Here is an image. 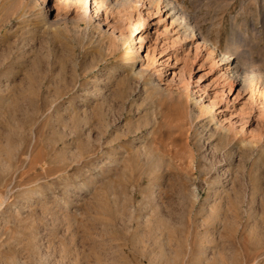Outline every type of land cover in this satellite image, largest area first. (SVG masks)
Returning <instances> with one entry per match:
<instances>
[{
	"label": "rangeland",
	"instance_id": "374dc122",
	"mask_svg": "<svg viewBox=\"0 0 264 264\" xmlns=\"http://www.w3.org/2000/svg\"><path fill=\"white\" fill-rule=\"evenodd\" d=\"M0 264H264V0H0Z\"/></svg>",
	"mask_w": 264,
	"mask_h": 264
},
{
	"label": "bare ground",
	"instance_id": "6f19581e",
	"mask_svg": "<svg viewBox=\"0 0 264 264\" xmlns=\"http://www.w3.org/2000/svg\"><path fill=\"white\" fill-rule=\"evenodd\" d=\"M35 2H40L41 3V5L43 4V2H44V0H35ZM165 4H164V7L167 9V10H171V15H173L174 16V19H175V21H177V22H179V27H182V30H183V32L185 33V35L186 36H189V37H191V38H193V37H197V35H198V33H196L197 31L195 30V28L185 19V18H183V16H180V15H176V13L177 12H175V14L172 12V11H174L175 9H174V7H173V5L171 6L170 5V2H168V1H166V2H164ZM131 7V6H130ZM53 8L55 9V10H57V6H55V5H53ZM45 10H46V6H43L42 7V11H41V14H40V16H41V19H42V15H44L45 14ZM57 15H59V13H57ZM147 15H148V13H147ZM145 18V17H144ZM103 21H105L104 19H103ZM180 22H182L183 23V25L181 26V23ZM45 23H46V21H45ZM144 25V24H143ZM186 40H188L187 38H186ZM202 40L204 41V38H202ZM210 52H212L213 53V51H214V47H210ZM227 51V50H226ZM136 52H137V50H136ZM234 54V52H232V50H231V52H225V53H219L218 54V58H217V62H219L218 63V65H221V64H223V65H225L226 66V68H224V70H225V73L227 72H230L231 71V69L229 68L231 65V62H233V60L234 59H236V55H234L233 57H231L232 55ZM215 57H217L216 55H215ZM236 62L237 61H235V65L232 67V70L236 67ZM234 71V70H233ZM232 71V72H233ZM236 72H233L231 75H233V74H235ZM230 75V76H231ZM234 78H236V74L234 75ZM185 105V104H184ZM208 107H209V110H211V106H210V104H208L207 105ZM190 111V110H189ZM189 111L187 112V113H189ZM197 117V116H196ZM5 168V167H4ZM9 168V167H8ZM31 170V169H30ZM32 238V241H34V237H31ZM149 238H147V240H148ZM135 242V241H134ZM143 242H145V241H143ZM34 243V242H33ZM32 243V245H31V247L29 248V250H30V252H34V251H36L37 249H38V246H37V244H33ZM131 244V243H130ZM133 245V244H132ZM135 248H134V245H133V250H134ZM138 249V248H137ZM143 253H139V251H138V253L140 254V255H142L143 256V258L144 259H148V260H151L152 258H151V252H152V250H151V247L150 246H147L146 247V249H145V247H143ZM135 251V250H134ZM77 254V253H76ZM80 254V253H79ZM127 256V255H126ZM153 256V255H152ZM62 257H64V258H66L65 256H63L62 255ZM61 257V258H62ZM69 257V256H68ZM68 261L70 260L69 258H66ZM76 259V258H75ZM77 261H78V259H77ZM127 262V261H126ZM150 262V261H149ZM18 263V262H17ZM69 263H70V261H69Z\"/></svg>",
	"mask_w": 264,
	"mask_h": 264
}]
</instances>
